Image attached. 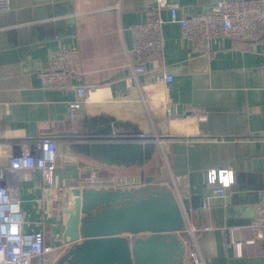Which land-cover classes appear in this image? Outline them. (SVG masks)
I'll list each match as a JSON object with an SVG mask.
<instances>
[{
  "label": "crops",
  "instance_id": "1",
  "mask_svg": "<svg viewBox=\"0 0 264 264\" xmlns=\"http://www.w3.org/2000/svg\"><path fill=\"white\" fill-rule=\"evenodd\" d=\"M170 1L180 14L189 15L209 10L219 0ZM153 6L154 0H9V8L0 11V166L25 142L80 130L77 119L85 116L111 115L144 133L163 134L159 159L165 160V177L161 163L154 161L146 173L169 183L167 172L190 194L203 196V205L191 211L195 235L185 227L179 233L186 240L184 258L195 239L206 264H264V238L244 243L239 252L226 229L240 225V237L251 238L255 207L264 201L254 195L253 201L240 204L244 210L233 212L234 189L244 179L253 187L264 185V45L227 38L196 48L178 23H167L159 62L147 63V72L135 77L129 25L150 19ZM162 14L167 17L168 11ZM61 43L78 45L82 54L87 95L77 118L68 110L74 90L44 88L38 74ZM163 73L173 74L174 80L166 84L158 79ZM90 166L101 171H87ZM210 168L234 170L227 196L213 195L204 181ZM56 173L70 187L90 174L109 176L118 185L129 183L127 178L139 175L140 168L81 156L79 163L60 159ZM42 184L39 171L27 175L19 181L17 196L24 229L44 228L46 240L56 246L33 264H53L68 248L62 240L67 218L62 211L73 195L69 192L66 204L55 211L45 203ZM206 225L213 229L204 230Z\"/></svg>",
  "mask_w": 264,
  "mask_h": 264
},
{
  "label": "built area",
  "instance_id": "2",
  "mask_svg": "<svg viewBox=\"0 0 264 264\" xmlns=\"http://www.w3.org/2000/svg\"><path fill=\"white\" fill-rule=\"evenodd\" d=\"M8 8L9 0H0V11ZM164 10L168 11L167 17L162 14ZM153 11V16L147 21L129 25L133 35L128 54L135 77L147 72V63L159 62L165 47L163 26L167 23H178L182 36L196 48L219 45L227 38L259 41L264 45V0H219L209 10L189 15L180 14L178 5L170 0H154ZM38 74L44 88L74 90L75 97L68 101V110L72 118L79 117L87 95L80 47L61 43L47 66L40 68ZM158 79L169 84L174 80V75L163 73L158 75ZM57 144L58 141L51 136L25 142L24 148L9 154L6 164L0 166V264H33L34 259L41 256L43 259L56 247L46 240L44 228L38 231L24 229L25 216L17 196L20 179L39 171L43 181L45 203L53 205L55 211H59L63 204H66L68 193L73 186H116L109 176L90 174L81 177L78 185L70 187L71 183L62 180L56 173L60 160L57 156ZM204 181L211 185L213 195L227 196L235 183L234 170L210 168L204 173ZM166 183L173 189L181 206L186 221L185 229L194 236L198 228L190 222L191 213L184 205L182 193L190 192L179 185L174 176H171V183ZM249 226L252 237L248 239L240 237V225L226 228L230 245L236 247L239 252L242 251L244 243H253L259 238H264V202L256 205ZM203 229L210 230L213 227L206 225ZM182 240L186 244V240ZM186 254L182 264H206L195 239Z\"/></svg>",
  "mask_w": 264,
  "mask_h": 264
},
{
  "label": "water",
  "instance_id": "3",
  "mask_svg": "<svg viewBox=\"0 0 264 264\" xmlns=\"http://www.w3.org/2000/svg\"><path fill=\"white\" fill-rule=\"evenodd\" d=\"M77 120L80 130L56 136L59 159L79 163L86 156L109 166H138L140 173L116 186L71 188V205L62 211L67 215L62 240L68 248L53 264H182L185 244L179 232L186 221L181 206L163 179L146 173L150 162L160 166V141L166 136L144 133L111 115ZM161 172L165 177V167ZM243 181L234 189L238 207L233 212L244 210L243 203L254 195L264 200V185ZM182 193L190 213L203 205L201 194Z\"/></svg>",
  "mask_w": 264,
  "mask_h": 264
},
{
  "label": "rangeland",
  "instance_id": "4",
  "mask_svg": "<svg viewBox=\"0 0 264 264\" xmlns=\"http://www.w3.org/2000/svg\"><path fill=\"white\" fill-rule=\"evenodd\" d=\"M160 163H161V166L163 165V167H166L165 160L162 157L160 159ZM149 167H151V166L149 165ZM166 175L168 176L169 179L171 178L170 175L167 172H166ZM169 183H171V180L169 181ZM39 258H42V256L39 257Z\"/></svg>",
  "mask_w": 264,
  "mask_h": 264
}]
</instances>
